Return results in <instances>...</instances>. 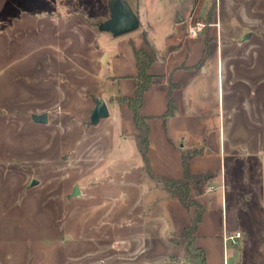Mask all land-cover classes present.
<instances>
[{
	"label": "rangeland",
	"instance_id": "obj_1",
	"mask_svg": "<svg viewBox=\"0 0 264 264\" xmlns=\"http://www.w3.org/2000/svg\"><path fill=\"white\" fill-rule=\"evenodd\" d=\"M212 1L129 0L140 27L114 36L98 29L108 0H0V264H196L179 237L185 210L146 171L134 123L115 108L133 93L130 40L186 42ZM205 26L192 43L202 54L204 36L215 41L194 83L173 87L175 115L206 123L193 146L205 143L196 160L213 173L204 193L216 188L203 196L244 234L233 247L264 251V0H216ZM97 98L110 114L91 123ZM45 112L47 123L33 120ZM167 133L177 143L169 123Z\"/></svg>",
	"mask_w": 264,
	"mask_h": 264
},
{
	"label": "crops",
	"instance_id": "obj_2",
	"mask_svg": "<svg viewBox=\"0 0 264 264\" xmlns=\"http://www.w3.org/2000/svg\"><path fill=\"white\" fill-rule=\"evenodd\" d=\"M137 11L140 14V10ZM142 25L144 31H147L149 33L150 27H146V24ZM171 34L172 33H170L169 36L172 39H170L163 46H157L153 43V41L150 40L154 46L156 54V59L154 64L152 65L151 72L155 74L164 75V79L160 84L153 86L149 91L145 93L144 104L142 106L141 111L143 114L151 116L149 120L150 150L148 155L152 170L158 174L169 177H181L183 173L181 162V149L189 148L200 140L202 134L206 132V123L202 122L199 118H196L194 116H186L184 118H181L179 116L174 115L170 118L169 124L173 131L174 137L178 138L179 140H177V143H173L171 140L168 139L163 120L160 118V116L164 114L167 110L168 92H166V86L169 85L171 82H174L170 81V79H179V81H176V83L179 84L177 89L182 86L188 89V87H190L191 85V81L194 83L195 79H197L198 77V70H196L195 68H191V66H193L202 57L203 51L201 54V40L198 42L197 45H194L192 43V41H194L193 39H197L198 37L191 38L186 42L182 41V43H180L181 40H177L175 38L176 34H174V36ZM202 42L204 44V41ZM130 43L133 46L132 54L134 57L135 65V68L133 69V71H131L133 77V75H135L137 72L134 55V46L137 48L146 47V44L144 42V45L140 46L139 40L135 41L133 39L130 40ZM183 43L185 44L183 45ZM188 44L190 45L188 46V50L186 51V58L183 59L180 64H176V66L173 67L172 70H170L169 62L171 59H174V53H177L176 50H179V48L183 46L185 49V46H187ZM211 45L213 46V43ZM171 46H175V48L177 49H171ZM113 55L115 56L117 54ZM109 56H112V54ZM169 73L170 78H168L167 76V74ZM130 85L134 90V80L130 83ZM174 92L175 91H173V94ZM130 94L133 93L122 95ZM118 109L120 110V112L123 111L128 113V117L134 123L132 110L128 107L127 104H118V106L115 108V114H119ZM196 158L197 157H195L191 162L192 169L196 172H203L201 170V168H203V164L197 161ZM165 159L171 161L172 165H166ZM206 171L212 172L210 168H207L204 172ZM212 174H209L207 176L212 177ZM211 177L210 180L212 179ZM222 182L223 181L221 178V186L223 187L224 184ZM210 186L213 187V189L216 188L212 184ZM210 186L207 189V192H211ZM221 202L223 204V198ZM206 203L208 206V211L205 213L204 219L199 224L198 231L196 234V244L204 249L206 253L207 264H264V251L260 248L251 249L250 252H246L245 249L240 248L239 253H237L233 245L235 244L237 239H240L241 245L243 247V244L245 243L244 234L240 230L233 229L229 226V223L227 222V220H225V211L223 210V208H210L207 201ZM184 213L186 223L187 214L186 212ZM182 228L183 227H181L180 230H182ZM236 232L241 233L240 237L235 238L234 240L231 239V236H234Z\"/></svg>",
	"mask_w": 264,
	"mask_h": 264
},
{
	"label": "trees",
	"instance_id": "obj_3",
	"mask_svg": "<svg viewBox=\"0 0 264 264\" xmlns=\"http://www.w3.org/2000/svg\"><path fill=\"white\" fill-rule=\"evenodd\" d=\"M135 11L138 14L137 10ZM215 15L216 0H213L204 11V23L206 25L204 29L205 31H207V26L214 23ZM143 37L146 47L137 48L134 46L137 72L133 75V94L120 95L118 101L120 103L127 104L132 110L133 120L136 127L134 142L142 157L146 171L152 178L160 182L163 188L172 196V198L178 201L179 205L187 214V222L184 224L179 236L186 254L192 261L194 260L196 264H207L204 249L196 244V234L199 224L202 222L205 213L208 211V206L206 200L204 199V194L206 193L204 192L206 185L209 183L206 179V175L212 174V172H196L191 166L192 160L203 153V145L205 143L201 147L195 145L193 147L181 149V162L183 169L181 177H169L158 174L152 170L148 155L150 150L149 120L151 116L143 114L141 109L144 104L145 93L153 86L160 84L164 79V75L151 72L152 65L156 59L155 49L148 37V34L144 33ZM214 39V35L208 37L204 36L202 57L193 66H191V68H195L196 70L201 69L207 52L209 51L210 41H213ZM180 43H182V41ZM171 49L176 48L175 46H171ZM178 86L179 84L176 82H171L170 85L166 86L168 89V106L166 112L160 116L163 120L166 133L168 132V123L170 118L176 114L177 107L174 102L173 87ZM167 136L168 139L173 142L168 133Z\"/></svg>",
	"mask_w": 264,
	"mask_h": 264
},
{
	"label": "water",
	"instance_id": "obj_4",
	"mask_svg": "<svg viewBox=\"0 0 264 264\" xmlns=\"http://www.w3.org/2000/svg\"><path fill=\"white\" fill-rule=\"evenodd\" d=\"M109 17L103 20L98 29L100 31H107L114 36L127 34L137 30L140 27V18L136 13L129 0H108ZM183 18L177 14L176 22L180 23ZM247 36L245 37V39ZM244 39V40H245ZM204 69V68H203ZM110 111L106 101L102 98L96 99V104L91 112V123H97L101 118L109 116ZM33 120L37 123H47L48 113L33 114ZM208 176H206V179ZM38 184L37 179H33L30 186ZM80 192L78 185L74 186L71 195H78Z\"/></svg>",
	"mask_w": 264,
	"mask_h": 264
},
{
	"label": "built area",
	"instance_id": "obj_5",
	"mask_svg": "<svg viewBox=\"0 0 264 264\" xmlns=\"http://www.w3.org/2000/svg\"><path fill=\"white\" fill-rule=\"evenodd\" d=\"M203 27H204V23H202L200 21L196 25L189 26V28H187V30H186L187 36L189 38H195V37H197L198 34L202 31ZM240 235H241L240 232H236L234 234V236H231V239L234 240L235 238L240 237Z\"/></svg>",
	"mask_w": 264,
	"mask_h": 264
}]
</instances>
